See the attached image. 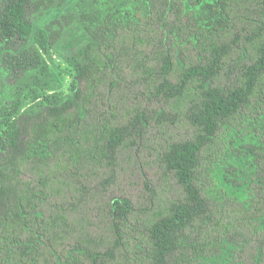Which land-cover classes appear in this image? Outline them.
I'll list each match as a JSON object with an SVG mask.
<instances>
[{
  "label": "trees",
  "instance_id": "16d2710c",
  "mask_svg": "<svg viewBox=\"0 0 264 264\" xmlns=\"http://www.w3.org/2000/svg\"><path fill=\"white\" fill-rule=\"evenodd\" d=\"M0 264H264V0H0Z\"/></svg>",
  "mask_w": 264,
  "mask_h": 264
},
{
  "label": "rangeland",
  "instance_id": "374dc122",
  "mask_svg": "<svg viewBox=\"0 0 264 264\" xmlns=\"http://www.w3.org/2000/svg\"><path fill=\"white\" fill-rule=\"evenodd\" d=\"M48 60L58 91L68 92L74 78V70L65 62L60 51H53ZM255 126L260 128L261 123L255 124ZM226 142V150L213 172L218 182L214 193L218 196L217 198L224 194L227 198H236L247 202L251 179L260 174L249 150V145H258L260 135L251 126L246 131H229ZM225 255L216 257V260L223 259Z\"/></svg>",
  "mask_w": 264,
  "mask_h": 264
}]
</instances>
